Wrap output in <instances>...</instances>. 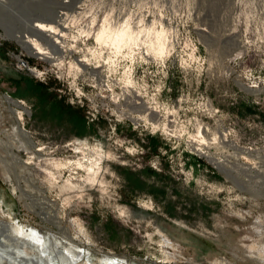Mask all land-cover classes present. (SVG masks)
Masks as SVG:
<instances>
[{"label":"rangeland","instance_id":"obj_1","mask_svg":"<svg viewBox=\"0 0 264 264\" xmlns=\"http://www.w3.org/2000/svg\"><path fill=\"white\" fill-rule=\"evenodd\" d=\"M55 14L65 52L43 83L7 52ZM0 28V214L55 258L264 264V0H0Z\"/></svg>","mask_w":264,"mask_h":264},{"label":"bare ground","instance_id":"obj_2","mask_svg":"<svg viewBox=\"0 0 264 264\" xmlns=\"http://www.w3.org/2000/svg\"><path fill=\"white\" fill-rule=\"evenodd\" d=\"M63 14H55L48 22L43 20L28 21L26 23L28 27L27 33H22L17 36L19 37V43L32 55L41 57L47 56L50 57L48 59L53 61L59 60V57H62L65 52L64 42L62 40L65 36L62 22ZM36 32L43 33L44 37L49 42L50 50H47L37 42V39L32 37L33 35L31 34H36ZM131 39V34L127 30H123L116 32L111 41L114 45L118 46L120 43L130 44L128 41ZM74 65L84 70H90V72L93 73L99 68L98 65L93 68L90 67V62H88L86 58H77ZM4 98L11 107L10 110L12 113H19L21 116L23 112L27 114L30 113L26 109L23 111L18 109L22 107V100L15 99L11 96H5ZM23 127L21 126L16 131L19 132L18 134L22 135L23 139L31 142V140L28 139L26 129L24 130L25 127ZM36 150L40 151V148ZM102 157V154H98L96 157L97 160L90 159V164L88 166L90 172L96 173V171L100 169L99 162H101ZM218 168L225 172V169L220 164H218ZM164 239L166 243H170V240L166 239L165 236ZM56 247H58V244L52 236L48 235L45 237L35 230H27L23 225L9 220L6 215L0 214V264H126L124 261L115 257H106L101 259L99 263H95L90 258L89 253L75 245H67L66 247V250L72 255L70 256L68 253L72 259L67 258L63 254L65 252L62 251H60L59 255H55L57 256L55 258L53 253L57 250Z\"/></svg>","mask_w":264,"mask_h":264},{"label":"built area","instance_id":"obj_3","mask_svg":"<svg viewBox=\"0 0 264 264\" xmlns=\"http://www.w3.org/2000/svg\"><path fill=\"white\" fill-rule=\"evenodd\" d=\"M7 40H9L7 33L2 28H0V46H3ZM24 50L27 52L22 44H19V49L9 50L7 52L15 69H17L21 73L28 74L43 83H49V81L54 78L60 79L57 74H54L53 69L51 68V66H54L57 63L47 60L38 55L27 54ZM30 55L34 58L32 61L29 58ZM75 95L78 99L77 102L81 106H84V101L81 93L77 92ZM26 131L27 134L30 133V131H28L27 129Z\"/></svg>","mask_w":264,"mask_h":264},{"label":"flooded vegetation","instance_id":"obj_4","mask_svg":"<svg viewBox=\"0 0 264 264\" xmlns=\"http://www.w3.org/2000/svg\"><path fill=\"white\" fill-rule=\"evenodd\" d=\"M23 103H24V101H23Z\"/></svg>","mask_w":264,"mask_h":264}]
</instances>
